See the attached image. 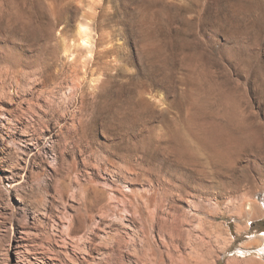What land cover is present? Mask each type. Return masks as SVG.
Masks as SVG:
<instances>
[{
	"label": "rangeland",
	"instance_id": "1",
	"mask_svg": "<svg viewBox=\"0 0 264 264\" xmlns=\"http://www.w3.org/2000/svg\"><path fill=\"white\" fill-rule=\"evenodd\" d=\"M58 1L0 0V264H264V0Z\"/></svg>",
	"mask_w": 264,
	"mask_h": 264
},
{
	"label": "bare ground",
	"instance_id": "2",
	"mask_svg": "<svg viewBox=\"0 0 264 264\" xmlns=\"http://www.w3.org/2000/svg\"><path fill=\"white\" fill-rule=\"evenodd\" d=\"M61 3L64 1V0H59ZM58 1V2H59ZM0 6H1V4H0ZM55 6V5H54ZM52 7V6H51ZM55 8H57V7H55ZM3 9V8H2ZM54 9V8H53ZM3 11V10H2ZM2 11H0V12H2ZM18 16V15H17ZM23 17V16H22ZM20 19V18H19ZM92 32H91V27H90V24H89V21H87V20H85L83 17L82 18H80L75 24H74V27H73V41H71V42H65V41H62L61 42V44H59V48H57V50L59 51V53L60 52H64V53H66V55L67 56H69V55H71L72 54V50H74V48H73V45H75V46H77L79 49H81V51L82 50H86V49H88L87 48V44H89L90 43V41H91V34ZM72 47V48H71ZM76 50H77V48H76ZM82 53H83V51H82ZM80 54H81V52H80ZM79 54V55H80ZM82 55V54H81ZM14 57V56H13ZM88 57V56H87ZM32 59V58H31ZM27 60V59H26ZM87 60V59H86ZM88 62V61H87ZM92 80L93 81H97V80H99L100 79V76H96V73H92ZM78 80H79V78H78ZM78 80H76L75 81V84L77 85V88H81L82 87V82L80 83ZM146 92V91H145ZM144 91L143 92H141L140 93V100H139V102H138V107H140V109H141V111H148V112H150V113H153V112H151L152 110L153 111H155L156 109H157V107L159 108V107H161V106H159V104H157L156 102H154V101H152L151 100V97H149V96H147V94L145 93ZM148 93V92H147ZM156 98V97H155ZM158 99V98H157ZM159 100V99H158ZM164 103V102H163ZM165 105V104H164ZM153 106L154 107H156V109L154 110L153 109ZM131 108V107H130ZM164 108V107H163ZM162 108V109H163ZM139 109V110H140ZM133 110V109H132ZM158 111V110H157ZM156 111V112H157ZM161 111V110H160ZM159 111V112H160ZM147 112V113H148ZM133 113H135L134 111H133ZM139 113V112H138ZM164 115V114H163ZM3 116H4V114H3ZM4 118V117H3ZM5 118H7V116L5 117ZM154 118V117H153ZM167 118V117H166ZM170 131V133H169V137H170V147L169 148H171L172 150H174L175 152H177V154H178V156H186V154H191V153H196L197 151H198V149H199V147H200V145H199V147L196 145V144H194L193 142H192V140H194V139H190V138H188V135L189 134H187V133H184L182 130H181V128L180 129H178L177 127L176 128H172L171 130H169ZM185 131V130H184ZM145 132V131H144ZM218 133V132H217ZM209 135V137H204V138H202V139H200L199 140V142L198 143H200L201 144V146H203L204 148H207V149H209V143H210V141H211V138H214V137H210V133L208 134ZM215 139L217 140L216 142H220V141H225V139H224V135H218L217 134V136L215 135ZM145 140H146V138H145ZM146 142V141H145ZM147 144V143H146ZM152 144V143H151ZM167 144V143H166ZM143 145V144H142ZM155 145V144H154ZM208 145V146H207ZM145 148H146V146H145ZM170 150V149H169ZM227 150V149H226ZM215 152H216V155H217V157H225L226 155H225V152H223V151H221V150H219V149H217L216 148V150H215ZM138 153V152H137ZM212 155V154H211ZM214 157V156H213ZM231 158V157H230ZM182 161V160H181ZM136 167V166H135ZM133 171H134V169H132ZM77 176V175H76ZM79 178V177H78ZM156 186V185H155ZM156 188V187H155ZM91 216V215H90ZM243 217V216H242ZM73 220H74V218L73 219H71L70 221H69V224L67 225V227L68 228H70V226L72 225V223H73ZM241 220V219H240ZM242 221V220H241ZM240 221V222H241ZM239 222V224H241ZM243 223V222H242ZM246 223V222H245ZM237 226V225H236ZM247 226V225H246ZM72 227V226H71ZM242 227H245V226H242ZM237 228V227H236ZM246 228V227H245ZM239 229V230H238ZM237 230L238 231H242V230H240V229H242V228H238ZM244 229V228H243ZM247 229V228H246ZM224 231V230H223ZM222 231V232H223ZM69 233V232H68ZM241 233V232H240ZM264 233V232H263ZM261 234V236L263 235L264 236V234H262V233H260ZM74 235V234H73ZM219 236V235H218ZM231 236V235H230ZM81 238V237H80ZM220 238H222V237H220ZM77 240V239H76ZM254 240H257V239H254ZM76 242V241H75ZM77 244H80V242H79V240H77V242H76ZM116 244L118 245V246H120V245H122L121 244V241H117L116 242ZM170 244V243H169ZM168 244V245H169ZM189 244V243H188ZM193 244V243H192ZM191 244V245H192ZM200 244V243H199ZM202 244V243H201ZM173 245H174V247H173V249L174 248H177V246H175L176 245V243H174L173 242ZM172 244H171V246H173ZM197 245V244H196ZM196 245H194V246H196ZM254 245V244H253ZM179 246V245H178ZM189 246V245H188ZM193 246V245H192ZM205 246V245H204ZM256 246V245H255ZM179 248V247H178ZM193 248H196V247H193ZM136 250H137V248H135ZM192 249V248H191ZM200 249V248H199ZM244 249V248H243ZM194 251H196L195 249H194ZM244 251V250H243ZM175 252H176V250H175ZM175 252H173V253H175ZM193 252V251H192ZM200 252V251H199ZM178 253V252H177ZM180 253V252H179ZM197 253V252H196ZM244 253V252H243ZM169 254H171L169 257H171V256H173L172 258H174V261H175V263L176 264H192L190 261H189V259L191 260V257H188V258H186V257H184L183 256V254H181V255H174V254H172V252H171V249L169 250ZM245 254V253H244ZM198 255V254H197ZM179 256H181V261H179V262H176L177 260H180V259H178V257ZM195 256V255H194ZM166 259V258H165ZM138 261L141 263V264H150V263H153V264H155V263H157L158 261L157 260H149L146 256H140V257H138ZM166 261V260H165ZM165 261L164 260H162L161 261V264H164L165 263ZM263 263V262H262Z\"/></svg>",
	"mask_w": 264,
	"mask_h": 264
},
{
	"label": "snow or ice",
	"instance_id": "3",
	"mask_svg": "<svg viewBox=\"0 0 264 264\" xmlns=\"http://www.w3.org/2000/svg\"><path fill=\"white\" fill-rule=\"evenodd\" d=\"M262 234H264V233H262ZM242 254V253H241Z\"/></svg>",
	"mask_w": 264,
	"mask_h": 264
}]
</instances>
